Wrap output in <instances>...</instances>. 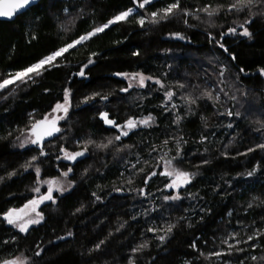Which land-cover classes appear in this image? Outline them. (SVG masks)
<instances>
[{
    "label": "trees",
    "instance_id": "16d2710c",
    "mask_svg": "<svg viewBox=\"0 0 264 264\" xmlns=\"http://www.w3.org/2000/svg\"><path fill=\"white\" fill-rule=\"evenodd\" d=\"M173 2L152 0L140 8L137 0H41L13 21L0 20L3 81L118 13L137 8L68 49L36 77L0 93V260L264 264V148L257 147L264 144V75L259 72L264 68V11H227L235 0H179L180 8L190 12L208 6L221 13L199 22L174 10L151 23L152 12ZM139 18H145L143 26ZM245 24L249 36L225 33ZM206 52L221 58L226 71L197 60ZM89 59L93 63L87 65ZM117 73H141L161 80L165 88L152 82L122 91L126 80ZM65 89L72 107L58 135L45 143L44 155L37 144L21 147L32 124L64 101ZM167 90L174 93L172 100ZM206 91L214 99L203 96ZM234 97L254 99L259 114L246 112ZM189 98L196 103L189 104ZM101 112L120 129L106 125ZM144 116L154 117V125L123 128L127 119ZM121 131L128 135L115 140ZM89 140L93 143L86 144ZM61 148L85 156L70 163L59 159L65 155ZM178 149L179 162L193 175L179 188L178 199L166 200L174 190L166 187L170 178L161 168ZM69 168L71 189L41 207V223L26 233L6 223L3 213L33 196L38 177Z\"/></svg>",
    "mask_w": 264,
    "mask_h": 264
},
{
    "label": "snow or ice",
    "instance_id": "6c2138e0",
    "mask_svg": "<svg viewBox=\"0 0 264 264\" xmlns=\"http://www.w3.org/2000/svg\"><path fill=\"white\" fill-rule=\"evenodd\" d=\"M149 2H150V0H139L138 6L140 8H143ZM31 3H32V0H0V17H12L15 13H18L19 11L25 9ZM252 3H253V0H235V2L230 4L228 6V8H229V10L235 9V10L239 11L243 7H247V6L251 5ZM174 10L182 11L184 13V15H188L187 10L180 8L179 0H174L173 3L168 4L165 8L159 10L158 12L157 11L152 12L151 13V17H152L151 23H158L160 20L166 19L169 15L174 14ZM132 11H133V9L129 8L126 11L120 12L118 15H116L115 17L110 19L106 24H104L100 27L94 28L92 31L88 32L86 35L80 36L77 40H74L71 43L67 44L66 46L61 47L57 51L53 52L51 55L39 60L37 63L32 64L27 68H24L22 71L16 72L13 76H11L8 79H4L3 81H0V89L5 88L7 85H9V84H11L17 80L23 81L26 77L29 76L30 73L35 72L36 74H39V70L45 64L51 63L53 60L56 59V57L60 56L64 52H66L68 49L72 48L74 45L79 44L81 41L88 39L89 37L95 35L98 32H102L110 24H112L116 21L125 20L126 18H128L130 16ZM201 11L206 12L207 15L209 17H211L216 13L217 9L214 8L210 11L209 7L206 6L205 8L201 9ZM136 22L140 26H143L145 23V20L143 18H139V19H137ZM246 23H247V21H246ZM241 27H243V25H241ZM228 32L234 33L235 29L229 28ZM174 35L183 39V37L179 33H175ZM242 35H245V36L250 35L247 28H244ZM220 47L223 48L224 45L220 44ZM225 51H227V49H225ZM234 58L235 57H233V59ZM88 63L91 64L92 60L89 59ZM85 67H87V65H85ZM241 71H243V69H241ZM259 72L261 75H264V68L259 69ZM79 75H81V76L84 75L83 70H81ZM117 75H123L125 77H129L128 73H117ZM220 75L222 76L223 72H221ZM131 79H138L139 85L141 87H143L145 80L146 79L150 80V79H152V77H145L141 73H132ZM156 83L159 84L160 81L157 80ZM129 87H131V83L129 84ZM179 87L183 88L184 85L181 84V85H179ZM122 91H127V89H122ZM93 95L95 96L98 94H93ZM165 95L170 98L174 95V93L169 91V92H166ZM202 95L207 97L209 100L214 99V97L210 91H206ZM101 98L107 99L106 96L101 97ZM216 98H218V96ZM88 99H89L88 97H85V101H87ZM188 103L194 104V103H196V100L189 98ZM68 106H69V90L65 89L64 90V102L63 103H59V102L56 103V105L52 109V111L53 112L63 111L64 113H67L68 112ZM228 115H232V113L228 112ZM100 116L104 119V122L106 124H111L115 127H121L120 125L116 124L113 120L108 119L107 113L101 112ZM62 118L63 117H56L54 119L49 120L48 117L46 116L44 119H41V120L34 122L31 126V130H32V134L35 138L31 140V143L39 144L44 139V137L52 136L53 133L60 131V129L56 125H57V120L62 119ZM151 120H152L151 116L145 117L144 119H141L139 121H136L133 118H129L125 121L123 128H125L127 130H131V129L136 128L138 126V124L147 126ZM229 126H231V125H229ZM121 135L127 136L128 131H121L120 135H117L114 139L120 140ZM85 143L90 144V143H93V141L89 140ZM108 143L111 144L112 140H109ZM165 143H167V141H165ZM23 146H24V144L22 143L21 147H23ZM97 147L105 148V147H107V145L106 144H100V145H97ZM257 147L264 148V144L257 145ZM61 151L65 152V159H68V160H75L77 157L82 156L84 154L83 151H76V152H70L69 153V152L65 151L63 148H61ZM85 151H86V147H85ZM249 151H252V149H249ZM40 154L44 155L43 149H41ZM36 159H37L36 156H33L31 158L32 161H35ZM162 159H163V157H162ZM179 161H180L179 149L177 150L176 155L173 156L171 159L164 160L165 170L162 174L171 178V183L167 184L166 187L178 188V187H180L182 185H186L190 182L193 174H191L187 171H184L181 168L177 167L176 164ZM29 166L30 165L27 163L24 165V167H26V168ZM35 171L37 173V176H39L40 169L37 167L35 169ZM70 171H71V169L69 168L68 171L62 173V175L67 176L68 172H70ZM152 174L155 175L156 173H152ZM248 175H252V173L249 172ZM45 183H47V185H48V190H47V193L45 195H42L39 199L30 200L28 202V204H26L24 206V209H8L6 212L3 213L4 219L9 224L18 227L21 232H25L28 229L29 225H31V224H38L43 217H42L41 213L36 211L37 206L45 200H52L53 199L52 193H53L54 186H55V189L57 191L61 190V188L59 186V181L47 180V181H45ZM34 190L37 192L40 191L39 187H37ZM178 198L179 197H176V196H173V197H167L166 196L165 197L166 200L167 199H178ZM25 210L35 212L36 218H32L31 216H29L28 211H25ZM77 211H79V209H77ZM173 227H174L173 225H169L167 228V231L171 232ZM148 230L149 231H155V229H151V228ZM69 235H71V233H69ZM164 239H165L164 236L159 237V240L161 242H163ZM248 239L251 240V239H253V237L249 236ZM222 242L227 243V240L222 241ZM146 246H147L146 243L139 245L138 248L133 249V252H136L140 248H144ZM97 247H99V245H97ZM193 247H195V245H193ZM229 247L231 248L232 245H229ZM37 255H39V253H37ZM215 255L219 256L220 253H215ZM253 259H255V257H253ZM0 264H23V261L19 257H17L14 259L0 260ZM129 264H133V261L131 259H129Z\"/></svg>",
    "mask_w": 264,
    "mask_h": 264
},
{
    "label": "rangeland",
    "instance_id": "374dc122",
    "mask_svg": "<svg viewBox=\"0 0 264 264\" xmlns=\"http://www.w3.org/2000/svg\"><path fill=\"white\" fill-rule=\"evenodd\" d=\"M150 1H152V0H150ZM137 3H139L138 2V0H137ZM215 7H212V8H210L209 7V10L211 11L212 9H214ZM131 9H133V11H132V13L131 14H133V13H135L136 11H137V8H131ZM215 9H217V11H216V13L213 15V16H211V17H209L208 15H207V13L206 12H204V11H199V12H197V13H194V12H190V11H187L188 12V15H187V17L188 16H190V15H193L194 16V20H196V21H199V22H201V21H203L205 18L208 20L209 18L211 19V18H213V17H215V16H217V15H219L221 12H220V10L218 9V7L217 8H215ZM247 10H250V13L252 14V15H255V11H257V12H259V13H263V11H264V0H253V3L251 4V5H249V6H247V7H243L241 10H239V11H237V10H235V9H232V10H227V11H237L238 13H240V12H245V11H247ZM259 10V11H258ZM119 14V13H118ZM117 14V15H118ZM72 19L73 18H75L74 16H70ZM144 20H145V18H143ZM100 26H102V25H99V26H97V27H100ZM244 28H247L246 27V24L245 25H243V27H241V25L238 27V28H234L235 29V32L234 33H230V32H228V30H226V32L225 33H227V34H229V35H231V36H233V37H237V36H245V35H242V33H243V31H244ZM247 30H248V32L250 33V31H249V29L247 28ZM225 31V30H224ZM99 33V32H98ZM97 34V33H96ZM211 35V34H210ZM182 37H183V35H181ZM174 37L175 38H179L178 36H176V35H174ZM179 39H181V38H179ZM182 40H186L184 37H183V39ZM83 41H85V40H83ZM83 41H81L80 43H82ZM79 43V44H80ZM77 45V44H76ZM61 55H63V54H61ZM60 55V56H61ZM60 56H58V57H56V59L55 60H53L51 63H47V64H45L40 70H39V74L45 69V68H47V67H50L51 65H53L56 61H57V59L60 57ZM197 58V60L199 61V60H201V62L203 61V62H205V63H210L213 67H215V68H217V71H221V70H223V72H225L226 71V65L224 66L223 65V62H222V60H221V58H217V57H213V56H210L207 52L204 54V56H198V57H196ZM211 60L213 61V62H211ZM92 63H93V60H92ZM204 64V63H203ZM87 65H89V63L87 64ZM202 66H205V65H202ZM82 70H83V72H84V74H85V66L82 68ZM216 70V69H215ZM81 72V71H80ZM79 72V73H80ZM79 73H78V75H79ZM38 74H36L35 72H33V73H30L29 74V76L28 77H26L23 81H20V80H17V81H15V82H13V83H11V84H9V85H7L5 88H2V89H0V93L2 92V91H4V90H6L7 88H9V87H12L11 89H15L18 85H20V84H22L23 82H25V81H27V80H30V79H32V78H34V77H36ZM144 75V74H143ZM13 76V75H12ZM79 76H81V75H79ZM82 76H84V75H82ZM81 76V77H82ZM145 77H149V76H147V75H144ZM11 77V76H10ZM9 77V78H10ZM124 78H125V80H126V89H133V88H137V87H141L140 85H139V83H138V79H131V75H129V77H125L124 76ZM8 79V78H7ZM157 81V79H150V80H145V82H144V86L143 87H146L148 84H150V83H152V82H156ZM160 81V83L158 84L159 85V87H161V88H165V84L161 81V80H159ZM131 83V87H129V84ZM10 89V90H11ZM170 90H167L166 92H169ZM170 92H172V91H170ZM202 96V95H201ZM173 99V96L172 97H168L167 96V100H172ZM233 101H235L236 103H238V105L240 106V107H244L246 110L248 109V111H246V112H250V113H255L256 111L258 112V114H259V111L257 110V103L255 102V100L254 99H250V102L249 101H237L236 100V97H234L233 98ZM64 101H61V102H59V103H63ZM71 107H72V103H71V100H70V94H69V106H68V112L67 113H64L63 111H57V112H53L52 110L49 112V113H47L45 116H44V118L47 116L48 117V119L49 120H51V119H54V118H56V117H63L62 119H59V120H57V122L58 123H61L63 120H65L66 119V117L68 116V113H69V111L71 110ZM145 117H148V116H144V117H142V118H140L139 120H141V119H144ZM152 117V116H151ZM139 120H137V121H139ZM154 123H155V118L154 117H152V120L150 121V123L147 125V126H151V125H154ZM140 126H143V127H147V126H145V125H140ZM125 130V129H124ZM35 137L33 136V134H32V130H29L28 132H25L24 133V136H23V138H22V143L24 144V146H33V145H36V144H33V143H31V140L32 139H34ZM63 159V160H68V159H65V155H62L59 159ZM176 166L177 167H179V168H181L182 170H184V171H187V169H186V167L182 164V163H180V162H178L177 164H176ZM162 170H161V172H164V170H165V168H164V164L162 165V168H161ZM66 171H68V170H64V169H60V171H59V175H57V176H53V177H42V178H39L38 177V182H37V185H36V187H35V189L37 188V187H39V189H40V191L39 192H37V191H35L34 190V192H33V196L24 204V205H22V206H19V207H15V208H12V209H24V206L26 205V204H28V202L30 201V200H34V199H39L42 195H45L46 193H47V190H48V185H47V183H45V181H47V180H55V181H59V186H60V188H61V190L60 191H57L56 189H55V186H54V189H53V193H52V197H53V199L52 200H45V201H43L42 203H40L38 206H37V208H36V211L37 212H39V213H41V215H42V219L40 220V222L39 223H41L42 221H43V219H44V212L42 211V209H41V207L43 206V205H45V204H47V203H55L56 201H57V197L58 196H60V195H62V194H64L65 192H67L68 190H70L71 189V187H72V182L69 180V172H68V175L67 176H63L62 175V173H64V172H66ZM188 172V171H187ZM169 183H171V178H170V182ZM184 185H182V186H180V187H178V188H170L169 187V189H170V191L172 190H174L173 191V194H172V196L171 197H173V196H178L179 195V188H181V187H183ZM54 201V202H53ZM25 211H28V210H25ZM28 215L29 216H31L32 218H36V216H35V212H31V211H28ZM6 221V220H5ZM6 223L8 224V225H10V226H12L14 229H16V230H18V231H20L19 230V228L18 227H16V226H14V225H11V224H9L7 221H6ZM38 223V224H39ZM35 225H37V224H31V225H29V227H28V229L25 231V232H23V233H26L31 227H33V226H35ZM21 232V231H20Z\"/></svg>",
    "mask_w": 264,
    "mask_h": 264
},
{
    "label": "water",
    "instance_id": "95a60500",
    "mask_svg": "<svg viewBox=\"0 0 264 264\" xmlns=\"http://www.w3.org/2000/svg\"><path fill=\"white\" fill-rule=\"evenodd\" d=\"M41 0H32V3L26 7L25 9L19 11L18 13H15L12 17H0V20H3V21H13L15 20L19 15H21L22 13L26 12L29 8H31L32 6L38 4ZM87 103H84L83 106H86ZM105 113V112H104ZM44 119V118H43ZM109 119V118H108ZM106 124V123H105ZM108 126H113L111 124H106ZM58 128H59V123L57 122V125H56ZM120 129V127H118ZM59 131L58 132H55L53 133L52 136H46L44 137V139L39 143L37 144L38 148L39 149H43L44 148V145L45 143L53 140L57 135H58ZM85 156V154H83L82 156H79L77 157L75 160H69V162L71 163H75L77 162L79 159L83 158Z\"/></svg>",
    "mask_w": 264,
    "mask_h": 264
},
{
    "label": "flooded vegetation",
    "instance_id": "af4514ba",
    "mask_svg": "<svg viewBox=\"0 0 264 264\" xmlns=\"http://www.w3.org/2000/svg\"><path fill=\"white\" fill-rule=\"evenodd\" d=\"M67 161H69V160H67ZM71 163V162H70Z\"/></svg>",
    "mask_w": 264,
    "mask_h": 264
}]
</instances>
